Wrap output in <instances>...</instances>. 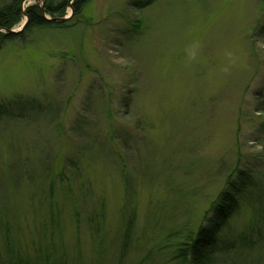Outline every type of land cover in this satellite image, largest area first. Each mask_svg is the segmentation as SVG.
Wrapping results in <instances>:
<instances>
[{
    "label": "rangeland",
    "instance_id": "rangeland-1",
    "mask_svg": "<svg viewBox=\"0 0 264 264\" xmlns=\"http://www.w3.org/2000/svg\"><path fill=\"white\" fill-rule=\"evenodd\" d=\"M239 169L264 183V0H91L0 50V264H181ZM244 201L221 264H264Z\"/></svg>",
    "mask_w": 264,
    "mask_h": 264
},
{
    "label": "trees",
    "instance_id": "trees-1",
    "mask_svg": "<svg viewBox=\"0 0 264 264\" xmlns=\"http://www.w3.org/2000/svg\"><path fill=\"white\" fill-rule=\"evenodd\" d=\"M23 1L24 0H0V50L9 41L16 39H24L28 32L36 28H49L54 26H65L75 18H81L86 6L91 0H62L59 3H54L53 0H48L45 5V15H50L51 19H47L41 12V7L32 5L27 8L28 23L24 30L19 33H9L8 30L13 29L19 23L23 16ZM144 4V3H143ZM142 5V4H141ZM71 7L74 11L72 16L63 22L55 21L57 15L64 17L67 7ZM238 181H230L229 189H226L220 194L219 200L212 208L213 217L209 219L208 225H201L196 235H193L183 245H180L177 251L178 256L175 259H181V264H221L224 257L229 256L237 250L239 245L250 246L255 245L252 239L247 241L245 236L237 239L228 238L225 235L232 219L239 213L242 201L250 203L254 208L256 215L261 216L264 222V207L257 210V205L252 198L253 191H260L264 188L262 181L256 179L251 173L246 170H236ZM264 184V183H263ZM3 226V225H2ZM132 222L127 224V235L131 234ZM6 228V227H5ZM7 230V229H6ZM261 239L264 236L259 235ZM127 243L123 245L122 256L118 262L122 263L123 253L127 251ZM28 261L19 259V264H26ZM120 263V264H121ZM50 264V263H48Z\"/></svg>",
    "mask_w": 264,
    "mask_h": 264
},
{
    "label": "water",
    "instance_id": "water-1",
    "mask_svg": "<svg viewBox=\"0 0 264 264\" xmlns=\"http://www.w3.org/2000/svg\"><path fill=\"white\" fill-rule=\"evenodd\" d=\"M41 12L45 15V8L43 7V6H41ZM73 10H72V14H73ZM25 14V16H26V22H25V24L19 29V30H15V29H10V30H8V32L9 33H19V32H21L24 28H25V26L27 25V23H28V16H27V14L26 13H24ZM72 16V15H71ZM70 16V17H71ZM45 17L47 18V19H51L50 17H48L47 15H45ZM70 17H56V18H54V20L55 21H58V22H63V21H66V20H68Z\"/></svg>",
    "mask_w": 264,
    "mask_h": 264
}]
</instances>
